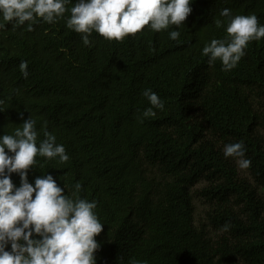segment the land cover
<instances>
[{"label": "trees", "instance_id": "trees-1", "mask_svg": "<svg viewBox=\"0 0 264 264\" xmlns=\"http://www.w3.org/2000/svg\"><path fill=\"white\" fill-rule=\"evenodd\" d=\"M193 2L199 19L225 21L219 15L224 8L232 15L251 10L249 0ZM0 23L6 25L0 28V135L30 116L38 139L46 128L64 146L67 161L37 155L27 179L51 174L67 195L79 182L78 195L97 201L104 226L94 237L100 245L96 264H128L130 258L147 264H264V46L244 50L229 78L219 60L201 70L189 60L192 54L203 63L208 42L201 39L205 31H196L202 27L189 23L177 40L169 39L175 30L169 26L159 32L142 28L119 41L92 35L91 46L62 18L38 19L31 31L28 22ZM22 60L28 62L26 78ZM213 76L232 86L215 95L207 90L198 115L184 114L190 91L218 88ZM253 79L258 88L248 86ZM145 88L164 107L141 122L140 113L150 106ZM83 93L92 99L87 120ZM220 105L215 121L204 118ZM236 141H243L251 161L247 169L223 154V146ZM10 178L19 185L17 173Z\"/></svg>", "mask_w": 264, "mask_h": 264}, {"label": "clouds", "instance_id": "clouds-1", "mask_svg": "<svg viewBox=\"0 0 264 264\" xmlns=\"http://www.w3.org/2000/svg\"><path fill=\"white\" fill-rule=\"evenodd\" d=\"M70 2L0 0V20L14 26L28 22L26 27L31 31L33 22L38 19L53 23L62 18V25L66 24L67 28L81 35L86 46H91L89 37L92 35L119 41L142 28L143 31L150 28L159 32L169 26L175 29L168 32L169 39L177 40L181 27L189 23L192 28L202 27L194 29L205 31L207 37L202 35L201 39L208 41L201 50L204 62L192 54L189 60L197 62L198 70L211 63L213 66L219 60V70L226 71L229 78L249 47L255 51L264 46V0H249L251 10L246 11V15H232L229 8L220 10L219 15L226 18L225 21L215 15L199 19L194 15L192 0H72L66 8ZM5 26L0 23V28ZM27 63L22 60L19 64L25 78L28 76ZM212 78L217 80L215 76ZM247 84L252 89L258 88L254 79ZM217 85L218 88L203 86L193 89L185 96L184 106L195 104L197 110H202L199 100L207 90L208 95H215L217 90L232 86L230 82L220 83L218 80ZM142 95L150 106L140 113L138 119L141 122L143 118L154 116V109L164 107V101L151 89L145 88ZM80 98L87 99L82 102L86 120L92 118L91 97L83 93ZM221 107L211 108L204 118L215 121ZM192 112L198 115L196 111ZM125 117L128 114L121 116L122 119ZM19 125L11 134L0 135V264H96L94 252L100 245L94 237L104 226L95 211L97 201L78 195L79 182L74 185L72 195L65 194L64 187H60L51 174L37 176L30 183L28 169L35 163L37 155L48 159L58 157L60 162L69 157L64 146L57 143L56 136L46 128L41 129L43 138L38 139L35 121L30 116ZM223 154L236 158L240 169H247L251 164L245 157L243 141L226 143ZM12 173L19 176L18 186L10 178ZM229 226L226 222L222 230L227 231ZM128 264H147V261L130 258Z\"/></svg>", "mask_w": 264, "mask_h": 264}, {"label": "bare ground", "instance_id": "bare-ground-1", "mask_svg": "<svg viewBox=\"0 0 264 264\" xmlns=\"http://www.w3.org/2000/svg\"><path fill=\"white\" fill-rule=\"evenodd\" d=\"M199 102H200V104H202V103H204L203 102V99L201 98L200 100H199ZM196 105L195 104H191V105H186L185 107H184V109H185V111H183V113L184 114H190V116H192V115H194V114H196L195 112H191V111H196ZM197 112V111H196ZM185 118V117H184Z\"/></svg>", "mask_w": 264, "mask_h": 264}]
</instances>
